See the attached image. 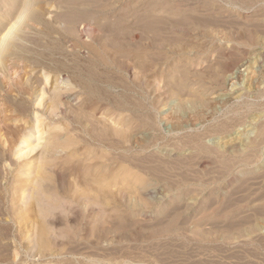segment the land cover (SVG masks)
Instances as JSON below:
<instances>
[{
  "label": "rangeland",
  "instance_id": "obj_1",
  "mask_svg": "<svg viewBox=\"0 0 264 264\" xmlns=\"http://www.w3.org/2000/svg\"><path fill=\"white\" fill-rule=\"evenodd\" d=\"M0 186V264H264V0H0Z\"/></svg>",
  "mask_w": 264,
  "mask_h": 264
},
{
  "label": "bare ground",
  "instance_id": "obj_2",
  "mask_svg": "<svg viewBox=\"0 0 264 264\" xmlns=\"http://www.w3.org/2000/svg\"><path fill=\"white\" fill-rule=\"evenodd\" d=\"M86 27V26H85ZM85 27H84V29H85ZM86 28H88V27H86ZM82 30H83V28H82ZM81 30V31H82ZM6 38V37H5ZM8 39V37L6 38V39H4V37H3V42H4V44H5V42L6 41H8V42H10L9 40H7ZM4 46V45H3ZM4 70V69H3ZM57 85H60V88L61 89H67L68 87H69V80L67 79V78H64V76H59L58 78H57ZM61 111V110H60ZM62 113V112H61ZM62 115V114H61ZM40 122H41V119H40V117L37 115V113L35 114V125H37V126H39L40 125ZM38 128H40V127H38ZM257 131V130H256ZM255 131V132H256ZM257 134H258V136L259 135H261L260 134V132H257ZM254 135V134H253ZM245 137V136H244ZM254 137V136H253ZM29 138H30V136H26L24 139H23V141L22 142H20V144H19V146L16 148V150H15V153H14V155H15V157L16 158H24V157H28L32 152H33V150H34V148H32V146H30V143H29ZM247 137H245V139H246ZM260 138V137H259ZM258 141V140H257ZM258 144H259V142H257ZM256 143V144H257ZM255 142L254 141H252V140H250V139H247V141L245 142V145L247 146V147H254L255 145ZM257 144V145H258ZM11 190V189H10ZM15 190L17 191V192H20L21 191V188L18 186V188H15ZM4 193H5V190H4V188L2 187V186H0V214H4V213H6L7 212V210H8V208H6L7 206H6V201H4V198H3V196H5L4 195ZM14 194V193H13ZM19 194V193H18ZM11 201H14V198H12L11 199ZM1 225V224H0ZM4 230H6V228H4V227H1L0 226V240H4L5 238H7V236H8V233H6V232H3ZM10 237V236H9ZM30 238V237H29ZM14 239L17 241V240H19V242L22 244V239H24V236H18V235H16V236H14ZM35 239V238H34ZM6 240V239H5ZM32 240H33V236H32ZM2 242V241H1ZM23 245V244H22ZM25 246L23 245V248H24ZM4 249V248H3ZM9 250V249H8ZM6 251L7 250H0V257H3V256H5L6 255ZM3 255V256H2ZM17 255H18V252L17 253H15V255L13 256V257H17ZM13 262H14V264H25V261H23V260H21V259H19V261L17 260L16 261V259L14 258V260H13Z\"/></svg>",
  "mask_w": 264,
  "mask_h": 264
}]
</instances>
